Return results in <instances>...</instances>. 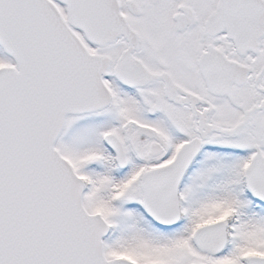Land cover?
Wrapping results in <instances>:
<instances>
[{
	"label": "snow or ice",
	"instance_id": "1",
	"mask_svg": "<svg viewBox=\"0 0 264 264\" xmlns=\"http://www.w3.org/2000/svg\"><path fill=\"white\" fill-rule=\"evenodd\" d=\"M0 264H264V0H0Z\"/></svg>",
	"mask_w": 264,
	"mask_h": 264
}]
</instances>
